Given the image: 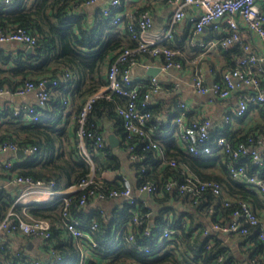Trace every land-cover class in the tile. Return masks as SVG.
Listing matches in <instances>:
<instances>
[{"label":"trees","instance_id":"1","mask_svg":"<svg viewBox=\"0 0 264 264\" xmlns=\"http://www.w3.org/2000/svg\"><path fill=\"white\" fill-rule=\"evenodd\" d=\"M78 1L87 2V0H33L28 5V0H15L14 7L0 9V30L6 31L21 26L37 37L34 49L31 51L27 50L25 43H0V86L9 88L13 92L27 81L38 82L42 79L60 81L59 86L54 87L53 84L49 86L50 98L44 106H34L40 112V120L37 122L27 123L23 115L15 114L14 109H6L3 112V115L9 116V119L0 125V143L7 141L16 143L19 147L37 146L36 152L27 153L22 162L14 163L6 169L16 172V175L55 180L58 189H66L80 181L90 171V165L76 147V124L74 136H70L67 132V121L66 124L60 125L61 117L58 115L51 123V119H48V115L44 113L57 109L61 114L63 103L60 94H68L78 114L81 101L107 83L104 72L107 63L116 60L124 49L136 47L135 40L125 26L112 24L111 16L100 12L96 26L86 24L87 20L73 12ZM139 7L142 11L150 10L149 6ZM186 38L187 36H182V39H179L175 35L173 40L165 42L169 47L180 49L181 54L175 57L181 60L185 67L189 65L188 60L196 56L186 49ZM192 48V51L196 52V49ZM220 50L225 63L219 69L210 65L211 72L213 71L215 75L213 81H220L222 72L234 67L237 58L244 54L238 43L228 49ZM133 58L138 59L141 56L131 55L121 67L124 68ZM201 64L202 60L198 66L201 67ZM67 74H69L67 81L63 80V76ZM65 83L70 84L68 90L63 88ZM52 87L58 91V96L52 92ZM142 94L143 92L140 94V99ZM181 98V94H175L169 99L158 98L156 104L149 106L153 119L172 109L170 114L175 115V104ZM126 101V97L117 94L110 99L106 97L96 99L88 115L87 125L91 129L104 132L105 122L112 121L115 130L120 132L124 140L127 132L118 108ZM252 108L257 109L261 121H252L239 132L226 134L234 145L246 140L250 134L264 132V108L261 105ZM249 112L239 119L247 118ZM188 114L192 115V112ZM150 123H154V120ZM165 126L167 125L159 129L163 130ZM217 130L212 128L214 137L223 134ZM166 136L159 138L160 147L148 149L144 148V145L151 137L150 133L147 137L134 136L131 139L138 143L141 147L140 152L145 154L143 161L133 163L136 171V183L132 182L134 192L147 182L156 185L155 192L145 198L146 202L141 201L140 213L144 221L134 230V242L127 240L128 230L124 229L127 220L131 217L127 206L119 216L108 218L101 205L88 208L91 201L88 206H81L82 192L70 196L71 216L81 219L84 225L94 220L98 222L97 229L93 230L91 235L99 241V245L91 251L93 258L89 259L87 264H101L104 261L107 264H240L237 251L230 245L231 241L246 248L247 260L255 258L254 263L251 264H264V259L259 257L261 252L259 242L254 238L257 228L250 235L227 236L218 231L211 234L204 233L205 228L213 222L231 221L240 200L251 202L256 212L264 218V201L257 191L230 177L224 155L217 153L194 155L186 151L177 138L168 139ZM152 137L158 138L156 135ZM89 143H92L91 138ZM101 150L104 152L96 153L94 157L97 167L118 168L119 163L115 162V155L107 138ZM104 158H107L108 162H101ZM172 159L176 161V166L168 164ZM241 161L246 162L250 170L254 169L252 161L247 157L242 158ZM189 175L200 180L221 183V193L214 194L207 189L198 196L188 192L180 193L176 199L178 190L167 189V182L171 179L184 182ZM97 185L94 188L106 194L115 188L122 189L118 181L104 180L99 181ZM228 197L234 198L235 201L232 205L225 206L223 200ZM13 201L11 193L1 188L0 218L6 215ZM63 208L62 201L52 200L43 204H32L28 212L51 221L52 247L50 248L54 250V254L61 256L58 264H78L80 251L76 241L66 230L65 225L69 217L63 214ZM16 209L22 213L20 205ZM116 224L118 228L122 227L123 235L119 243L110 242L114 237ZM166 226L174 229V232L170 238L163 240L162 229ZM148 229L151 232L150 236L145 233ZM18 232L4 235L0 239V244L12 243V235ZM251 239L253 247L248 244ZM141 247L148 248V251L142 250ZM221 255L223 259L219 260ZM0 258L1 264H19L18 262L26 261L29 256L20 247L1 250Z\"/></svg>","mask_w":264,"mask_h":264},{"label":"built area","instance_id":"2","mask_svg":"<svg viewBox=\"0 0 264 264\" xmlns=\"http://www.w3.org/2000/svg\"><path fill=\"white\" fill-rule=\"evenodd\" d=\"M97 0H87L88 3ZM174 5L170 21L160 31H153L154 18L151 10H140L139 6L127 7L122 0H110L104 6L101 12L106 16H111V23L124 27L129 31L131 37L136 42V47L126 48L121 52L116 60L109 62L105 68L107 83L88 95L81 101L79 113L76 116L75 135L76 147L80 155L90 165V171L80 181L74 183L66 189H58L55 180L34 179L31 176L15 175L14 182L22 187L11 204L9 210L3 218H0V239L6 234H12L17 231L24 234L40 237L43 239L46 247H52L50 238L51 221L48 218H41L31 215L28 211L32 204H43L52 200L62 201L64 203L63 214L68 218L66 221V230L68 234L76 241L80 251L78 264H87V261L93 258L92 250L99 245L91 232L98 227L96 220L84 225L82 220L70 215L71 195L76 192H82L80 198L81 206H88L91 201H106L111 198H123L125 205L130 212V218L127 220L124 229L128 230L126 235L128 241H135L136 227L144 221L140 213L141 201L145 198L141 196L146 193L148 196L156 190V185L152 182L142 184L138 188L137 196L134 192L132 181L129 177H121L118 182L122 189H112L108 194L98 191L96 188L98 182L106 180L99 172L95 162V154L104 152L106 135L97 129H91L88 123V115L96 99L100 97L112 98L113 95H121L127 98V101L119 106L118 113L123 118L124 127L127 135L124 139L125 149L128 158L132 163L143 161L145 154L140 152L138 143L132 141L134 136H148L144 148L160 147L159 138L164 136L163 130L159 129L170 123L178 128L180 143L183 148L194 155L222 154L228 167L230 177L239 180L247 187L257 191L258 195L264 201V132L250 134L246 140L233 144L226 134L217 137L213 136V120L202 111H193L191 104L186 99H179L175 104L176 114L171 116L168 113L157 115L153 119L151 105L158 102V98L163 94L166 97H172L180 94L186 83H189L198 95L205 96L209 94V102L215 99L229 98L236 92L237 106L234 111L236 117H242L256 105L264 108V11L259 5V0H169ZM15 0H0V9L14 7ZM198 9V14H189L188 9ZM126 22H125V20ZM187 19L192 24L193 36L202 33L206 28L222 30L223 34L209 41L190 39L191 45L195 47L215 49H228L238 43L244 54L237 58L236 65L225 69L222 72L220 81L209 83L207 78V69L198 66L199 57L197 55L188 60L189 65L185 67L183 62L176 59V55L181 54L179 48L169 47L165 42L174 37V28L177 24ZM225 23L224 25L222 23ZM245 26L250 29L259 39L260 46L254 48L253 45L243 37L241 28ZM37 37L26 28L16 26L12 29L0 30V43L21 42L27 45L36 43ZM139 54L141 58H133L123 68L131 55ZM141 66L146 71L150 66H160L165 74L175 75L170 82H163L160 75L148 76L147 78H137L135 67ZM185 73L188 75L185 76ZM69 74L63 76L67 81ZM48 80L42 79L38 82L27 81L16 91L0 86V96L6 93L24 94L34 91L39 99V105L44 106L50 98ZM51 84L54 87L60 85L58 79L53 80ZM69 83H65L63 88L68 90ZM146 88V90H144ZM143 92L141 99L140 94ZM63 103L70 105L71 100L68 94H64ZM192 112V115L188 113ZM16 115H23L28 123L40 120V112L31 105H23L15 110ZM154 120V123H150ZM231 121V115H225L223 125ZM156 135L158 138H153ZM89 138L92 143H89ZM18 150L27 153H34L37 146L19 147L13 142L0 143V153L7 151L16 152ZM247 157L252 161L254 169L250 170L246 162L241 161ZM168 164L176 166L174 159L169 160ZM7 168L12 166L11 161L7 162ZM166 188L176 189L177 199L186 192L198 196L203 191L210 189L214 194H220L222 190L221 183L217 181L200 180L189 175L187 180L179 182L171 179L167 182ZM235 199L228 197L223 200L225 206L232 205ZM239 207L233 212V219L229 222H213L205 228V234H211L218 231L227 236L250 235L255 232L254 238L259 242V257L264 259V218L256 212L251 202L240 200ZM20 205L22 213L18 212L16 207ZM120 221V220H119ZM174 229L166 226L162 229L161 239L170 238ZM147 235H151L150 230H146ZM114 237L110 242L119 243L122 238V227L114 225ZM162 241V240H161ZM250 246L253 240H249ZM253 247V246H252ZM17 248L14 243L0 244L1 250H12ZM48 248L49 258L29 257L19 264H58L61 256L54 254L53 249ZM142 248V247H141ZM142 250L148 251L144 247ZM219 260L223 256H219ZM255 258L248 260L249 264L254 263ZM1 264V258H0ZM101 264H107L102 262ZM236 264V263H232Z\"/></svg>","mask_w":264,"mask_h":264},{"label":"crops","instance_id":"3","mask_svg":"<svg viewBox=\"0 0 264 264\" xmlns=\"http://www.w3.org/2000/svg\"><path fill=\"white\" fill-rule=\"evenodd\" d=\"M110 0H97L93 3L88 2H82L78 1L77 6L73 12L78 13L83 17V19L87 20L88 25H95L97 23V20L99 18L100 12L104 6H106L109 3ZM123 3L127 7H134V6H149L153 18H154V26L153 31H160L163 27H165L168 22L170 21L171 14L174 9V5L170 3L169 0H122ZM33 0H28L27 4H31ZM259 5L261 9L264 11V0H259ZM198 9L195 8H189L188 13L189 14H198ZM225 24L224 22L222 23ZM241 32L244 38H246L254 48H258L260 46L259 39L257 36L248 28L245 26H242ZM223 34L222 30L218 29H212V28H206L203 30L202 33H199L197 35L193 36L192 32V24L187 20L184 19L181 23L177 24L174 28V37L175 35L178 36L179 39H182V36H187L185 40V47L189 50L191 54H196L197 57H199L198 63L202 60L201 67L207 69V78L209 83L213 82L215 75L213 74V71L211 72L210 65L214 66L215 69H219L225 62V59L222 54V50L215 49V48H202V47H195L191 45L190 39L193 37L194 40H204L209 41L211 39H215L220 37ZM173 40V39H171ZM21 43V42H18ZM189 43V44H188ZM191 45V46H190ZM28 45L26 44V47ZM196 49V52H193V48ZM105 72V71H104ZM134 73L137 78H147L149 75L146 73V70L141 67H135ZM179 74L178 72H173L172 74H164L160 75L163 82L167 83L173 80L175 75ZM187 74L185 73V76ZM188 76V75H187ZM51 83L48 85L50 86ZM52 92L55 95H59L58 91H55V89L52 87ZM51 92V93H52ZM56 92V93H55ZM181 97L183 99H186L190 102L191 107L193 108V111H202L203 114L208 115L213 120L214 126L213 128L218 131L222 132L223 134H231L233 132H239L243 128H246L250 125L252 121H261V118L258 114L257 109L251 108L249 111V114L247 115V118H244L243 120L239 119V117L234 116V111L237 106V94L236 92L233 93L232 96L225 99H215L214 102H209V94L205 96L198 95L195 91V89L189 84L186 83L184 86L183 91L180 93ZM61 103H63V97L64 94L61 95ZM159 98L169 99L170 97H166L163 94ZM70 105H65L63 103V111L60 112L57 111V109H53L49 112H46L44 114L48 115V119H51L52 121L60 115L61 117V124L67 123V132H69L70 136H74V125L76 120V107L72 99ZM23 105H31V106H38L39 105V99L34 91H29L24 94H18V93H6L4 95L0 96V125L4 124L7 119H9V116H4L3 112L6 109H19ZM40 106V105H39ZM231 115V121L228 123V125H222L224 123V117L225 115ZM233 115V116H232ZM26 122L27 120L24 119ZM28 123V122H27ZM227 126V127H226ZM166 127V128H165ZM163 128L164 136L167 135L168 139L177 138L178 142L180 143L179 135H178V128L175 126H172L170 123L167 124ZM226 127V128H223ZM104 133L108 139V142L111 146V151L115 155V162L118 164V168H111V167H103L101 168L98 166V172L109 181H118L121 177H129L133 184L136 183V171L133 166V163L128 158V153L124 147V140L123 136L120 134V132L115 130V127L113 126L112 121H106L105 122V130ZM113 134L118 138V143L116 145L111 144L109 135ZM72 140V137H70ZM25 159V156H19L16 152L13 151H7L5 153H0V189L4 188L8 192L11 193L13 196V199L17 197L21 190V185L19 183L14 182L15 173L14 171H9L6 169V163L11 161L12 164L17 162H22ZM103 163L108 162L107 158L102 159ZM5 166V167H4ZM5 168V170H4ZM135 194L137 196H140L138 193V190H135ZM143 198H148L149 196L147 194H141ZM98 205H101V207L104 209L103 211L107 214L108 218H115L119 216V213L125 209V200L123 198H111L106 201H92L88 208L96 207ZM230 241V240H228ZM11 242L14 243V245L17 248L22 247L28 256L35 257V258H49L50 255L48 254V250L46 247V244L44 243L43 239L40 237L30 236L27 234H24L22 232H18L15 235H12ZM230 245H232L235 250L237 251L236 254L239 258L240 264H249L248 260L245 256V249L244 246L240 247V245L236 244L235 242H230ZM243 250V252H241Z\"/></svg>","mask_w":264,"mask_h":264},{"label":"water","instance_id":"4","mask_svg":"<svg viewBox=\"0 0 264 264\" xmlns=\"http://www.w3.org/2000/svg\"><path fill=\"white\" fill-rule=\"evenodd\" d=\"M33 49H34V46H33V45H28V46H27V50H28V51H31V50H33ZM146 73H147L149 76H156V75H164V74H165V73L162 71V68H161L160 66H150V67L147 69ZM51 82H52V81L49 80V81L47 82V85H49ZM109 139H110L111 144L116 145V144L118 143V138H117L115 135H113V134H110V135H109ZM17 154H18L19 156H25V155H26V153H25L24 151H22V150H18V151H17ZM144 194H146V193H144Z\"/></svg>","mask_w":264,"mask_h":264}]
</instances>
